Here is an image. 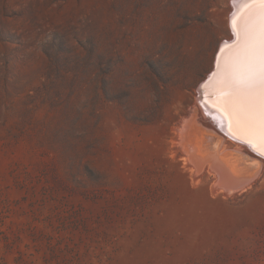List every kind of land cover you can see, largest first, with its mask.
Returning a JSON list of instances; mask_svg holds the SVG:
<instances>
[{"label": "rangeland", "instance_id": "obj_1", "mask_svg": "<svg viewBox=\"0 0 264 264\" xmlns=\"http://www.w3.org/2000/svg\"><path fill=\"white\" fill-rule=\"evenodd\" d=\"M230 8L0 0V264H264V164L215 194L173 143L215 129L196 90Z\"/></svg>", "mask_w": 264, "mask_h": 264}, {"label": "bare ground", "instance_id": "obj_2", "mask_svg": "<svg viewBox=\"0 0 264 264\" xmlns=\"http://www.w3.org/2000/svg\"><path fill=\"white\" fill-rule=\"evenodd\" d=\"M259 9L260 5H252L249 0H231L227 16L229 38L217 47L211 70L196 90V106L208 115L216 131L203 125L196 112L190 113L189 119L177 128V139L172 141L185 156L188 166L184 165L193 179L203 172L214 177L215 194L243 191L264 164V142L250 127L243 95L232 87V80L240 78L246 66L244 36L259 29ZM225 140L236 147L222 149Z\"/></svg>", "mask_w": 264, "mask_h": 264}, {"label": "snow or ice", "instance_id": "obj_3", "mask_svg": "<svg viewBox=\"0 0 264 264\" xmlns=\"http://www.w3.org/2000/svg\"><path fill=\"white\" fill-rule=\"evenodd\" d=\"M260 5L259 29L245 34L246 66L242 76L232 80V87L243 95L250 127L264 142V0H249Z\"/></svg>", "mask_w": 264, "mask_h": 264}]
</instances>
